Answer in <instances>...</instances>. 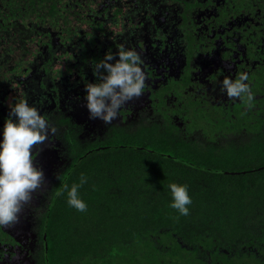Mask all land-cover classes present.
Listing matches in <instances>:
<instances>
[{
  "label": "trees",
  "instance_id": "16d2710c",
  "mask_svg": "<svg viewBox=\"0 0 264 264\" xmlns=\"http://www.w3.org/2000/svg\"><path fill=\"white\" fill-rule=\"evenodd\" d=\"M3 1L7 11L6 18L0 13V27L8 25L9 35L0 31V49L5 41L9 49L33 36L28 25L24 36L10 33V26H17L13 20L54 28L67 23V0ZM70 15L79 21L77 12ZM217 70L214 65L202 73L206 83L195 99L180 103L181 98L169 97L157 103L152 93L149 114L134 123L124 117V124L107 125L94 138L90 133L82 139L83 123L67 113L53 115L63 164L41 199L40 261L264 264V64L249 74L250 111L216 92ZM180 110L191 113L187 131L178 123ZM81 173L89 178L79 190L86 212L69 207L63 190ZM172 182L189 185L188 216L170 207Z\"/></svg>",
  "mask_w": 264,
  "mask_h": 264
},
{
  "label": "flooded vegetation",
  "instance_id": "af4514ba",
  "mask_svg": "<svg viewBox=\"0 0 264 264\" xmlns=\"http://www.w3.org/2000/svg\"><path fill=\"white\" fill-rule=\"evenodd\" d=\"M65 9L69 13L67 23L59 22V28L40 26L24 18L13 20L17 26L11 25L10 33L15 30L24 36L22 30L28 25L33 29V36L27 43L24 38L18 40L9 49L5 41L0 49V73H13L10 80L15 82V88L10 87L5 93L27 91L33 73H41L37 77L38 87L46 90L53 103V107L45 111H48L50 120L53 115L67 113L66 103L60 104L58 93L63 86L58 85L54 76L67 73V79L71 80V73L75 70L84 87L96 79L92 66L103 58L105 52L115 53L122 44L141 53L146 87L138 100L129 102L120 110L119 118L114 121L121 124H124V117L128 123H134L139 115L149 114L152 93L153 100L158 103L169 97L181 98L184 88V94L190 93L195 99L202 94L206 83L200 74L209 66L218 65L216 76L222 80L229 73H234V78L240 71L258 73L257 68L264 64V0H67ZM6 11L4 1L0 0L1 16L6 18ZM73 11L78 13L79 21L75 19L74 30L78 25L79 34L72 32L70 26ZM22 13L23 8L20 15ZM7 26L3 23L0 27L6 36L9 35ZM167 28L184 30L183 42L173 45L178 39L168 36ZM15 52L20 53L14 57ZM248 54L258 57L249 65L245 62L249 59ZM228 62L233 63L234 69L219 68ZM201 64L206 65L205 69ZM173 80L176 82L168 85ZM0 107V117L4 118L8 107L1 101ZM161 108L167 109L165 105ZM81 123L84 135L91 133L94 137L99 133L86 130V124ZM100 126L105 129L107 125ZM35 199L25 206L18 223L0 229V264H50L46 257L42 261L39 259V217L34 222V211L30 209L37 204ZM32 231L34 240L28 236ZM44 251H47L46 243Z\"/></svg>",
  "mask_w": 264,
  "mask_h": 264
},
{
  "label": "clouds",
  "instance_id": "9594fccd",
  "mask_svg": "<svg viewBox=\"0 0 264 264\" xmlns=\"http://www.w3.org/2000/svg\"><path fill=\"white\" fill-rule=\"evenodd\" d=\"M143 63L137 49L123 44L115 53H104L103 58L92 66L95 81L84 85L83 99L89 119L111 125L119 118L123 107L144 94L146 73ZM219 83L221 92L229 99L239 100L249 111L254 107L248 72L240 71L235 78L225 76ZM56 135L57 128L49 118L26 99H20L8 110L0 126V229L18 223L34 194L44 190L45 173L37 156ZM88 179L81 173L78 182L63 185L68 206L78 212H86L88 208L79 191ZM168 188L170 207L180 216H188L193 202L189 185L172 182Z\"/></svg>",
  "mask_w": 264,
  "mask_h": 264
},
{
  "label": "rangeland",
  "instance_id": "374dc122",
  "mask_svg": "<svg viewBox=\"0 0 264 264\" xmlns=\"http://www.w3.org/2000/svg\"><path fill=\"white\" fill-rule=\"evenodd\" d=\"M74 22H75V18L72 17V21L70 22V26L73 30L72 32H78V34H79V32H80L79 26L76 24L77 28H75L76 30H74V25H75ZM121 31L122 30H120V32ZM167 31H168V36L173 37L174 39H178V41L173 42V45L179 44V42H183V39L185 37V31L184 30L167 28ZM7 38H8V36H7ZM149 38H150V36H149ZM152 50H155V48H152ZM19 53L20 52H15L14 57L17 56V54H19ZM172 53L175 55V49L172 50ZM156 54L159 55L158 53H156ZM248 55H249V59L247 61H245L246 63L248 62L247 63L248 65H249L250 61L255 62L258 58V57H254V54L252 56L250 54H248ZM201 67H203V69H205L206 65L201 64ZM220 67H224L225 69H229V68L234 69L235 66L233 65L232 62H228V63H223V64L219 65V68ZM5 69H7V68L5 67ZM72 72L73 73H71V75H72L71 80L67 79L68 78L67 73H59L58 75L54 76L55 80L58 81L57 82L58 85L63 86L61 88V90L58 92V93H60L59 94L60 104L65 105L64 103H66L67 114L69 116H71L73 118V120H75V122H84L86 124V130L88 129V131H90V132L92 130L94 132L103 133L104 130L101 128L100 124L103 125L105 123L99 119H89V114H88V111L85 107V101L83 99V96H84V87H82L83 84L79 80L78 73H75V70H73ZM203 73H205V72H203ZM12 74L13 73H9V72L0 73V81H1V85H2V88L0 89V101H1L2 105H3V103L6 104L8 107V110H9L11 106H13L16 102H18L20 99L23 98V99H26L29 102V104H34L35 106H37L41 110L42 114L48 115L47 114L48 111L47 112H45V111H46V109L52 108L53 103L51 102V99L49 98V95L47 94L46 90L38 87L37 77H40L41 73H33L34 77L29 82V85H28L29 86L28 89H32V91H30L28 89L26 91L23 89L22 92H16L14 90L15 92L9 91L8 93H5V91L10 89V87H12V90L15 88V82L10 80ZM200 75H202V74H200ZM8 78H9V80H7ZM175 82H176V80H173V82H171V83L168 82V85L175 83ZM200 82H201V80H200ZM72 84L74 85V87ZM184 91L185 90L183 88L182 89L183 96L190 97V93L184 94ZM216 92L222 93L221 89L219 87H217ZM183 96L179 100L180 103L184 101ZM3 97H5L6 99L3 100ZM11 99L13 101H11ZM137 102L139 103V101H137ZM176 103L178 104V102H176ZM10 104H12V105L10 106ZM134 104H137V103L135 102ZM0 108H2V107H0ZM185 109L187 110V108H185ZM3 110H5V108ZM151 110L153 111L152 112L153 116H156V117L159 116V114L155 113L153 109H151ZM0 112L2 113V110H0ZM180 112L182 114L179 116H176V117L178 119H180L181 121L178 122V120H177V122L184 128L185 131H187L192 126V122L189 120V116L191 113L188 111H185V110H180ZM6 113L8 114V111H6ZM7 114H4V118L7 116ZM200 115L201 114H199V116ZM4 118L0 117V126L3 125ZM50 123H52V122H50ZM52 124L54 125L55 123L53 122ZM97 135L100 136L99 134H97ZM85 137H86V135L82 136V139ZM52 139H53L52 143L48 144V146L44 147L43 151L39 154V156H37V160H38L39 164L43 167L44 173H45L46 185H45L43 191L50 188V186L53 184L54 177H55L56 173H58V169L63 164V157L61 155V151H62L61 141H60V139H58L57 135L55 137H53ZM43 191L40 193L34 194V197L35 196L37 197L35 199L37 201V204H35L34 207L30 206V209H32V211H34L32 213L34 222H37L39 215L43 211V207H42L43 201H41ZM33 233H34L33 231L30 232V235H28V236L31 237V239L33 237V240H34ZM27 239H29V238H27ZM35 247L38 248L37 245ZM29 250H31V249H29Z\"/></svg>",
  "mask_w": 264,
  "mask_h": 264
}]
</instances>
